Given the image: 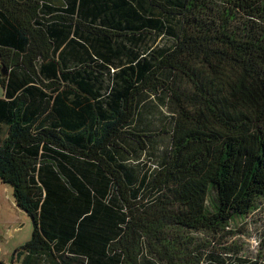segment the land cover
<instances>
[{"label": "trees", "instance_id": "trees-1", "mask_svg": "<svg viewBox=\"0 0 264 264\" xmlns=\"http://www.w3.org/2000/svg\"><path fill=\"white\" fill-rule=\"evenodd\" d=\"M1 66L11 264H264L208 239L264 197V0H0Z\"/></svg>", "mask_w": 264, "mask_h": 264}, {"label": "rangeland", "instance_id": "rangeland-1", "mask_svg": "<svg viewBox=\"0 0 264 264\" xmlns=\"http://www.w3.org/2000/svg\"><path fill=\"white\" fill-rule=\"evenodd\" d=\"M155 110L159 115V109ZM166 141L167 136H163L159 145ZM32 230L30 216L15 205L12 187L0 180V264H11L15 249L30 240ZM208 239L215 241L218 249L232 245L238 255L252 259L259 256L264 258V197L259 199L256 210L235 217L220 235Z\"/></svg>", "mask_w": 264, "mask_h": 264}, {"label": "water", "instance_id": "water-1", "mask_svg": "<svg viewBox=\"0 0 264 264\" xmlns=\"http://www.w3.org/2000/svg\"><path fill=\"white\" fill-rule=\"evenodd\" d=\"M0 72H1V73H5V72H6L4 66H1V68H0Z\"/></svg>", "mask_w": 264, "mask_h": 264}, {"label": "crops", "instance_id": "crops-1", "mask_svg": "<svg viewBox=\"0 0 264 264\" xmlns=\"http://www.w3.org/2000/svg\"><path fill=\"white\" fill-rule=\"evenodd\" d=\"M2 95V94H1Z\"/></svg>", "mask_w": 264, "mask_h": 264}]
</instances>
